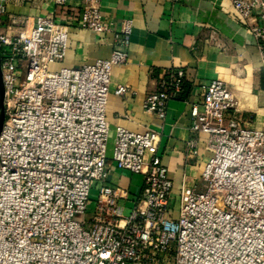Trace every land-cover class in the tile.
<instances>
[{
  "label": "built area",
  "instance_id": "built-area-1",
  "mask_svg": "<svg viewBox=\"0 0 264 264\" xmlns=\"http://www.w3.org/2000/svg\"><path fill=\"white\" fill-rule=\"evenodd\" d=\"M2 1L34 0H0V25ZM45 1L54 8L33 26L27 20L17 34L0 33L6 89L0 264H264V130L241 124L230 87L218 80L201 86L203 101L191 108L187 153L198 157L203 145L209 157L203 188L182 189L176 206L174 182L158 153L160 133L118 127L108 154L109 97L135 95L111 81L113 67L128 54L115 50L93 64L52 69L66 58L70 29L100 37L116 32L101 0H82L80 7ZM230 1L264 57V0ZM120 34L128 46L130 21ZM184 82L183 69L168 70L148 94L145 112L164 120ZM110 163L141 177L138 197L107 184ZM95 183L98 195L87 218Z\"/></svg>",
  "mask_w": 264,
  "mask_h": 264
},
{
  "label": "crops",
  "instance_id": "crops-1",
  "mask_svg": "<svg viewBox=\"0 0 264 264\" xmlns=\"http://www.w3.org/2000/svg\"><path fill=\"white\" fill-rule=\"evenodd\" d=\"M67 1L72 7L82 3ZM2 5L6 13L0 33L9 34L24 30L27 20L28 27L33 26L37 17L54 8L45 0L24 5L2 1ZM101 12L120 37L70 29L66 58L54 64L53 70L106 60L115 50L126 52L127 61L113 67L111 81L129 86L135 95L109 97V156L118 127L139 134L158 132V153L174 182L173 197H180L182 189H202L201 175L209 154L203 145L198 157L187 153L186 143L193 137L191 108L203 101L201 86L222 81L231 89L241 124L264 130V57L257 41L235 18L230 0H101ZM12 18L19 23L12 25ZM126 21L131 22L128 46L121 44L120 34ZM173 68L186 72L188 91L183 99L168 103L162 120L145 112L144 103L157 81ZM107 184L128 190L132 199L142 191L140 176L120 171L113 163L109 164Z\"/></svg>",
  "mask_w": 264,
  "mask_h": 264
},
{
  "label": "rangeland",
  "instance_id": "rangeland-1",
  "mask_svg": "<svg viewBox=\"0 0 264 264\" xmlns=\"http://www.w3.org/2000/svg\"><path fill=\"white\" fill-rule=\"evenodd\" d=\"M53 69V68H52ZM132 175V174H131ZM97 195H98V192H97V189H96V183L93 185V189L91 191V195H90V202H89V206H88V211H87V218H90L91 216V212L94 208V205H95V201L97 199ZM175 201V204L176 206H178V202H179V196H176V198L174 199ZM133 208V203L130 201L126 208H125V211H124V214L125 215H129L130 212H131V209ZM76 220H81L82 217L81 216H76L75 217Z\"/></svg>",
  "mask_w": 264,
  "mask_h": 264
},
{
  "label": "water",
  "instance_id": "water-1",
  "mask_svg": "<svg viewBox=\"0 0 264 264\" xmlns=\"http://www.w3.org/2000/svg\"><path fill=\"white\" fill-rule=\"evenodd\" d=\"M2 69H3L2 57H1V49H0V133L3 131L2 128L5 120V90H6L3 82Z\"/></svg>",
  "mask_w": 264,
  "mask_h": 264
},
{
  "label": "trees",
  "instance_id": "trees-1",
  "mask_svg": "<svg viewBox=\"0 0 264 264\" xmlns=\"http://www.w3.org/2000/svg\"><path fill=\"white\" fill-rule=\"evenodd\" d=\"M187 91H188L187 82H184V89H183V92L181 93L179 98L183 99V97L186 95Z\"/></svg>",
  "mask_w": 264,
  "mask_h": 264
}]
</instances>
